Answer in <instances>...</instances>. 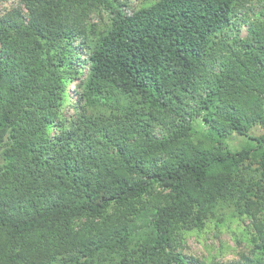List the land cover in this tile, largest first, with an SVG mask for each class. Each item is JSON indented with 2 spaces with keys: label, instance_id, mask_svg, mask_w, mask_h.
Listing matches in <instances>:
<instances>
[{
  "label": "trees",
  "instance_id": "trees-1",
  "mask_svg": "<svg viewBox=\"0 0 264 264\" xmlns=\"http://www.w3.org/2000/svg\"><path fill=\"white\" fill-rule=\"evenodd\" d=\"M16 1L0 264H220L181 248L225 209L264 264V0Z\"/></svg>",
  "mask_w": 264,
  "mask_h": 264
},
{
  "label": "rangeland",
  "instance_id": "rangeland-1",
  "mask_svg": "<svg viewBox=\"0 0 264 264\" xmlns=\"http://www.w3.org/2000/svg\"><path fill=\"white\" fill-rule=\"evenodd\" d=\"M125 0H122L124 3ZM144 0H128L129 5H140ZM19 6L16 0H0V16L11 6ZM131 7V6H130ZM92 21L104 25L108 15L99 17L93 14ZM242 35L246 33V26L241 29ZM78 80L70 85V95L76 100V85ZM264 129L257 127L255 133H263ZM253 132V133H254ZM233 147H240L245 139L234 134L225 139ZM223 218H213L201 230L188 231L185 234L184 248L182 251L187 256H194L200 260L220 264H249L248 259L253 258V246L250 238L253 232L252 220L245 217L232 216V210H223Z\"/></svg>",
  "mask_w": 264,
  "mask_h": 264
}]
</instances>
